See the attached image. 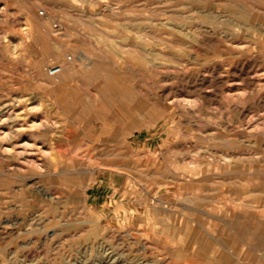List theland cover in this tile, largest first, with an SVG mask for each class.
Listing matches in <instances>:
<instances>
[{"label":"rangeland","instance_id":"obj_1","mask_svg":"<svg viewBox=\"0 0 264 264\" xmlns=\"http://www.w3.org/2000/svg\"><path fill=\"white\" fill-rule=\"evenodd\" d=\"M0 264H264V0H0Z\"/></svg>","mask_w":264,"mask_h":264},{"label":"built area","instance_id":"obj_2","mask_svg":"<svg viewBox=\"0 0 264 264\" xmlns=\"http://www.w3.org/2000/svg\"><path fill=\"white\" fill-rule=\"evenodd\" d=\"M41 13L43 12L42 10H39ZM67 58H71V55H68ZM47 73L51 76L57 75L61 70H62V65L59 63H52L49 64L45 67Z\"/></svg>","mask_w":264,"mask_h":264},{"label":"bare ground","instance_id":"obj_3","mask_svg":"<svg viewBox=\"0 0 264 264\" xmlns=\"http://www.w3.org/2000/svg\"><path fill=\"white\" fill-rule=\"evenodd\" d=\"M245 17V16H244ZM260 76V75H259ZM221 220V219H220ZM119 238V237H118ZM113 243V242H112ZM177 250V249H176ZM176 252V251H175ZM228 260V259H227ZM97 261V260H96Z\"/></svg>","mask_w":264,"mask_h":264}]
</instances>
